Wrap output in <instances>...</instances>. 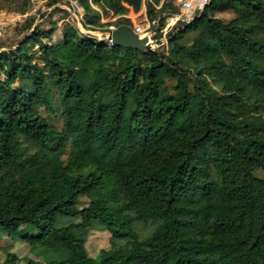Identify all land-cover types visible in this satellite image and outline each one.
<instances>
[{
  "label": "trees",
  "instance_id": "16d2710c",
  "mask_svg": "<svg viewBox=\"0 0 264 264\" xmlns=\"http://www.w3.org/2000/svg\"><path fill=\"white\" fill-rule=\"evenodd\" d=\"M175 1L78 0L83 28L103 33L145 6L158 49L34 16L0 46V171L9 130L35 145L20 168L33 176L0 184V242L58 258L46 264H264V0H210L165 35ZM94 231L111 247L63 255Z\"/></svg>",
  "mask_w": 264,
  "mask_h": 264
},
{
  "label": "rangeland",
  "instance_id": "374dc122",
  "mask_svg": "<svg viewBox=\"0 0 264 264\" xmlns=\"http://www.w3.org/2000/svg\"><path fill=\"white\" fill-rule=\"evenodd\" d=\"M45 4L46 0L33 3L30 11L26 14L19 13L17 3L0 7V46L15 42L16 37L13 33L14 28L23 24L26 19L31 16L36 18V25L44 27H47L48 23L51 21L58 22V26H61L64 23L65 18L66 22L75 25L82 33L89 34L97 39L107 40V36L110 32L109 30L103 33L100 31H89L83 28L81 20L84 15V11L82 7L79 6L78 0H60L52 7H46ZM175 4L178 6L181 5L178 0L175 1ZM57 8L59 10H57ZM127 17L132 21L134 29H136V27H142L146 29L147 32L155 34V30L153 27H151V23L147 19L145 6L142 7V10L139 13L130 11ZM217 17L224 20H230L233 18V15L218 14ZM116 20L117 18L112 16L104 18L105 23H114ZM165 25L166 26L163 32L164 34H167L174 25H172L169 18L166 20ZM111 27H109V29ZM152 41V48L158 49L159 46L157 45L156 41L153 39ZM162 43L167 45L168 39L164 38ZM7 146L8 152L12 154L13 160L9 167L0 171V184L3 189H6L15 181L25 177L33 176L32 170L20 168L25 164L26 156L29 153L35 151L34 143L26 142L23 138L18 136L15 131L9 130ZM64 191L65 189L61 188L54 200L63 195ZM53 201L49 202L45 207L49 206ZM137 226L140 234L146 237L151 234L153 228L155 227V223L153 221L140 222L137 224ZM111 244V235L109 233L103 231H94L90 234L87 242L75 241L71 247H65L62 250V253L65 257H71L73 259L81 258L84 253H88L91 256H96L100 250L110 248ZM6 250H13L19 253L21 256L19 264H29L31 261L38 262L39 264L58 261V258L55 256L45 255L40 251H29L26 245H22L20 243L16 244L12 239L8 238H4L0 242V261L3 258L2 251Z\"/></svg>",
  "mask_w": 264,
  "mask_h": 264
},
{
  "label": "water",
  "instance_id": "95a60500",
  "mask_svg": "<svg viewBox=\"0 0 264 264\" xmlns=\"http://www.w3.org/2000/svg\"><path fill=\"white\" fill-rule=\"evenodd\" d=\"M110 44L119 45L125 48H132L137 51L154 50L153 41L150 36H140L133 27L120 25L111 30L107 36Z\"/></svg>",
  "mask_w": 264,
  "mask_h": 264
},
{
  "label": "built area",
  "instance_id": "2783aa9c",
  "mask_svg": "<svg viewBox=\"0 0 264 264\" xmlns=\"http://www.w3.org/2000/svg\"><path fill=\"white\" fill-rule=\"evenodd\" d=\"M35 3H38L39 0H33ZM181 4V12L177 15L169 16L172 25L177 24L178 22L189 23L195 16L200 13L204 7L209 3L210 0H178ZM116 27H111L109 31L113 30ZM135 31L142 37L150 36L153 37L154 34L147 32L146 29L142 27H136ZM166 35V34H165Z\"/></svg>",
  "mask_w": 264,
  "mask_h": 264
}]
</instances>
